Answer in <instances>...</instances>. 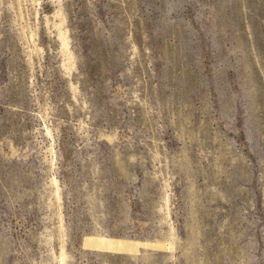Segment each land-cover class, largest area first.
<instances>
[{
	"label": "rangeland",
	"instance_id": "374dc122",
	"mask_svg": "<svg viewBox=\"0 0 264 264\" xmlns=\"http://www.w3.org/2000/svg\"><path fill=\"white\" fill-rule=\"evenodd\" d=\"M0 264H264V0H0Z\"/></svg>",
	"mask_w": 264,
	"mask_h": 264
}]
</instances>
